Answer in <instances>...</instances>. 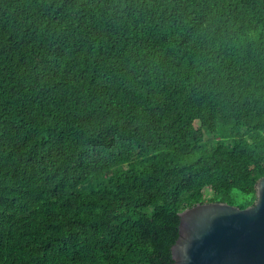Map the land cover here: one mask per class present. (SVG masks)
I'll return each mask as SVG.
<instances>
[{
  "label": "trees",
  "instance_id": "trees-1",
  "mask_svg": "<svg viewBox=\"0 0 264 264\" xmlns=\"http://www.w3.org/2000/svg\"><path fill=\"white\" fill-rule=\"evenodd\" d=\"M263 177L264 0H0V264H175Z\"/></svg>",
  "mask_w": 264,
  "mask_h": 264
},
{
  "label": "water",
  "instance_id": "water-1",
  "mask_svg": "<svg viewBox=\"0 0 264 264\" xmlns=\"http://www.w3.org/2000/svg\"><path fill=\"white\" fill-rule=\"evenodd\" d=\"M246 209L203 203L180 213L175 264H264V177Z\"/></svg>",
  "mask_w": 264,
  "mask_h": 264
}]
</instances>
